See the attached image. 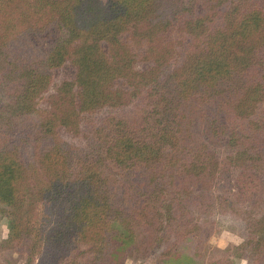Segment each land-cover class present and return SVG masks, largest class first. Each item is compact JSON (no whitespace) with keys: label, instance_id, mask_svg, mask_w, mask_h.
<instances>
[{"label":"trees","instance_id":"1","mask_svg":"<svg viewBox=\"0 0 264 264\" xmlns=\"http://www.w3.org/2000/svg\"><path fill=\"white\" fill-rule=\"evenodd\" d=\"M182 17L180 65H166L164 49L136 69L121 36L153 41ZM42 34L46 52L31 36ZM68 61L75 78L40 110L52 70ZM120 79L128 90L115 88ZM263 101L264 0H0V215L10 243L48 264H116L121 252L156 247L158 264H197L199 223L225 215L245 225L248 264H264V183L247 204L212 188L219 145L264 179ZM120 106L129 111L108 116L83 147L59 137L80 133L83 113ZM189 239L193 255L179 250Z\"/></svg>","mask_w":264,"mask_h":264},{"label":"rangeland","instance_id":"2","mask_svg":"<svg viewBox=\"0 0 264 264\" xmlns=\"http://www.w3.org/2000/svg\"><path fill=\"white\" fill-rule=\"evenodd\" d=\"M180 18L173 23L171 28L162 33L160 37L148 41L147 38H137L132 33H125L121 36V43L132 52L136 69L143 71L153 65L154 54L166 49L170 51L167 64L176 68L183 60V49L187 45L184 34L185 20ZM34 43L41 52L48 51L49 42L45 40L46 35L39 38L31 35ZM20 44V43H18ZM105 52L108 48L104 45ZM76 69L71 61L65 65L52 70L51 84L39 101V109L46 110L49 107L52 96L57 87L66 80L75 78ZM115 88L128 90L126 81L120 79L115 83ZM130 106L118 108L105 107L99 110L83 113L81 116L80 133L68 132L59 129V137L70 146L83 147L86 137L93 131V128L101 125L111 115H122L129 111ZM259 111L264 113V101L259 106ZM1 141L10 143L16 141V137L2 136ZM227 139H224V142ZM264 146V145H263ZM219 158V171L212 188L215 192L220 190L229 193L233 198L244 203L252 201L261 190L264 179L258 172L247 171L233 164L234 150L226 145L217 147ZM201 226L199 240L201 243V255L196 258L197 264H248V254L238 247L242 246L246 237V228L243 222L233 219L231 216L216 215L199 223ZM133 241V238L130 237ZM196 243L189 239L180 244V252L193 255ZM162 247L152 249L148 254L137 248L121 252L116 255V264H158L162 259ZM0 264H48L39 254L29 255L27 247L21 243H10L7 218L0 215Z\"/></svg>","mask_w":264,"mask_h":264}]
</instances>
